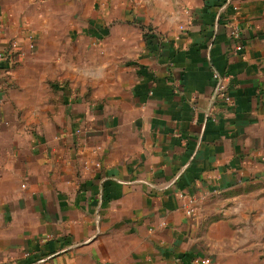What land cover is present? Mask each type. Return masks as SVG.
<instances>
[{
  "label": "crops",
  "instance_id": "0c3cea01",
  "mask_svg": "<svg viewBox=\"0 0 264 264\" xmlns=\"http://www.w3.org/2000/svg\"><path fill=\"white\" fill-rule=\"evenodd\" d=\"M135 23L155 28L152 49L130 46ZM13 41L0 264H264L248 214L264 175V0H0V52ZM122 45L129 99L75 98ZM215 69L231 105L213 103ZM180 192L198 197L191 217Z\"/></svg>",
  "mask_w": 264,
  "mask_h": 264
},
{
  "label": "rangeland",
  "instance_id": "374dc122",
  "mask_svg": "<svg viewBox=\"0 0 264 264\" xmlns=\"http://www.w3.org/2000/svg\"><path fill=\"white\" fill-rule=\"evenodd\" d=\"M131 28L133 33L131 34V42H134L130 46L137 47L138 42L139 45L141 44V47L144 45V42L147 45L143 26H140V24L135 23V25L133 24ZM141 29H143L144 31L143 37L139 36V34L142 32ZM150 29V31H154L155 33V28ZM112 31L114 33L118 32L119 26L113 28ZM121 48H123V45L121 47L117 46L112 50L113 55L111 56L110 62L106 64V67L100 65L98 60L96 61L95 71L98 74L101 70L102 75L97 76V80H89V82L87 79L84 78L85 81L82 87L77 86L73 89V94L75 95V98L81 96V99H84L86 102H92L97 105H109L122 99H129V95L131 93V89L129 88V86L133 82V77L135 75L134 71L136 67H134L133 64H130L132 62H128L133 60V58L130 59L128 58V56H122ZM137 51H140V48H138ZM81 63L85 62L83 61ZM52 82H56L64 86L68 85L69 87H71L74 81L72 80L71 76L58 75L56 78L53 79ZM259 180L260 182H257L256 188L250 191L252 192V195L256 196L254 203L251 204L248 208V214L250 215V218L255 217L256 219L255 223L257 233L260 232V226L264 228V219H260V216L258 215L260 211L261 213H264V175H262L261 179ZM257 223H259V225H257ZM257 241L264 242V236L257 235Z\"/></svg>",
  "mask_w": 264,
  "mask_h": 264
},
{
  "label": "built area",
  "instance_id": "2783aa9c",
  "mask_svg": "<svg viewBox=\"0 0 264 264\" xmlns=\"http://www.w3.org/2000/svg\"><path fill=\"white\" fill-rule=\"evenodd\" d=\"M234 34L236 37L239 36L238 28L235 29ZM18 50V43L16 41H13L9 48L5 52H0V59H5L8 61H14L15 54ZM213 79L215 80V86L212 94V100L213 103H224L226 105H231L233 103V99L229 93V86H228V77L221 74L220 71L215 69L213 71ZM214 107V106H212ZM209 115L213 116V109L209 110ZM81 129L77 128L75 130L74 134L80 133ZM179 199L182 201L184 205V212L188 217H191L195 214L197 203H198V197L195 195H190L188 193L180 192L178 194ZM162 226H167L168 223L163 221L161 223ZM211 258L210 257H204V256H196L191 260V264H210Z\"/></svg>",
  "mask_w": 264,
  "mask_h": 264
},
{
  "label": "trees",
  "instance_id": "16d2710c",
  "mask_svg": "<svg viewBox=\"0 0 264 264\" xmlns=\"http://www.w3.org/2000/svg\"><path fill=\"white\" fill-rule=\"evenodd\" d=\"M143 29L145 31V39L147 42V46L148 48L152 49L158 41L157 35L156 33L150 31L151 29L146 26H143Z\"/></svg>",
  "mask_w": 264,
  "mask_h": 264
}]
</instances>
